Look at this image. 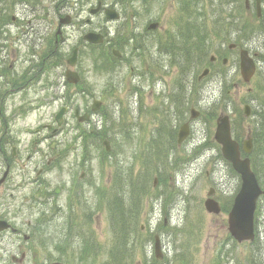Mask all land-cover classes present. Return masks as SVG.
Listing matches in <instances>:
<instances>
[{"label": "rangeland", "instance_id": "374dc122", "mask_svg": "<svg viewBox=\"0 0 264 264\" xmlns=\"http://www.w3.org/2000/svg\"><path fill=\"white\" fill-rule=\"evenodd\" d=\"M40 1L36 7H31L32 1H28L29 4H14L10 13L14 20L6 22L3 28L5 33L2 36L6 39L3 44L7 48L2 52V68L5 69L7 81L19 78L24 68L30 67L28 59H33L32 63L36 59L37 63L38 57L45 56L50 50L46 23H52V10L57 1ZM70 1L73 3V0ZM182 1L148 0L146 4L133 1L132 4L126 3L125 11L118 2L115 9L120 7L124 14L119 22H106L102 15L94 18L95 27L101 26L103 31L107 27L112 40L117 36L120 44L132 40H129L127 47L120 49L122 57L113 61L112 69L100 67L98 63L101 59L96 49L89 57L90 50L83 48L88 55L82 51L83 58L76 71L83 78L86 95L74 93V90L63 86L67 69L65 55L70 57L81 36L80 30L67 28V43L60 52L62 61L49 70L48 82L41 79L45 75L35 66L25 74V78L32 79L24 89L19 91L15 83L0 100V179L6 172L9 179L7 184L5 182L0 186V222H8L30 234L25 231L26 223L40 214L42 216L38 223L49 228H43V236L31 238L28 245L11 233L0 234L5 238V242L0 243L1 254V250L12 240L14 248L9 254L17 259L19 255L16 249L19 245L25 246L23 250L32 246L31 258L22 264H37L36 257L41 249L49 254V264L64 262L65 257L56 253L53 250L55 247L63 250L67 260L73 263L74 259L80 257L79 251L85 238L92 236L95 246L88 251L90 256L86 264H101L112 246L106 214L108 205L95 204L94 188L111 181V166L119 165V161L123 163L119 165L123 171L131 169L137 175L143 171L145 150L146 157H151L156 150L152 139L160 138L157 134L152 135L155 126L167 123L172 131L189 121L188 138L179 147L173 142L175 149L165 153L163 161L152 162L154 173L150 182L156 177L154 174H161V177L154 188L151 186L147 194L148 202H143L145 207L139 222V227H143L142 235L138 236L136 253L129 264H144L142 256L147 264H152L154 235L161 239L164 255L161 264H173L180 250L187 253L189 264H245L249 244H238L229 236L227 213L208 214L203 202L212 188L215 190V200L222 208L228 207L239 188V179L222 159L220 149L213 141V133L220 115H227L232 121L239 114L241 121L238 126L243 137L246 132L252 131L257 122L252 114L258 111L256 108L264 93L252 89L259 85V79H253L249 85L244 84L238 69L234 72L231 67L238 50L227 55L226 49L228 43L240 40L249 46L247 40L250 41L255 34L249 35L250 38L245 36L246 39H241L244 35L241 38L234 36V39H227L222 47L220 41L212 37L215 50L221 51L223 58H227L228 67L222 68L219 65L221 58L216 57L217 64L202 81L197 82L196 78L204 68L184 79L179 60L164 52V47L172 46L174 33L185 30V25L177 23ZM186 2L188 4L189 0ZM113 3L115 0H105L104 4ZM262 5L264 9V0ZM32 8L34 12L29 15L28 11ZM199 8L208 18L215 8V1L213 6L204 2ZM228 9L231 10L230 6ZM129 10L134 14L129 15ZM243 15H249L251 19L238 18L239 22L256 25L254 0H250L249 10H244ZM82 17H86V14ZM150 21L159 23V28L152 33L146 30ZM225 32L228 30H224L222 36ZM34 34L39 36L34 39ZM133 43L134 47H138L136 50H132ZM259 43L263 45L264 38H260ZM29 44L32 55L28 50ZM251 49L255 51L254 46ZM90 62L98 64L105 73L92 71ZM184 67L188 69L185 64ZM258 67L259 71L261 68L264 70V65L260 68L258 64ZM192 82H196L195 91L188 96ZM180 88L186 92L184 97L180 95ZM93 99L101 102V106L88 123L77 126L73 108L77 107L84 113ZM187 101L189 107L183 114V120L177 121L175 114ZM245 104L251 107L250 117H253L250 119L242 116ZM21 106L29 110L18 112ZM64 106L68 107V112L64 116L61 132L50 136L49 131L41 130L39 136L36 135L37 129L55 126L54 115ZM191 108L199 113L193 120H190ZM104 120L108 125L114 123L113 127H105ZM100 126V132L106 134L103 139L111 140V151L104 152L110 157L103 155V146L97 147L95 134L91 139L86 135L90 130L94 133V128L99 129ZM122 129L126 134L116 136ZM79 142L87 152L82 156L84 159L80 154ZM64 151L65 155L62 154ZM82 173L84 176L80 179ZM38 177L40 182L34 185L33 180ZM150 232L152 240L147 236ZM256 233V247L253 249L257 248L264 263V199L259 201L257 207ZM89 244L88 241L87 246ZM96 253L99 255L94 258L92 254ZM2 260H7V257L3 256Z\"/></svg>", "mask_w": 264, "mask_h": 264}, {"label": "trees", "instance_id": "16d2710c", "mask_svg": "<svg viewBox=\"0 0 264 264\" xmlns=\"http://www.w3.org/2000/svg\"><path fill=\"white\" fill-rule=\"evenodd\" d=\"M21 1L28 2L33 0H0V52H2V48L5 47V45L1 43V36L4 32L2 28L6 22L10 21V13L14 4ZM186 1H182L180 9L182 13L187 15V20L185 21L187 30L174 33L172 46L166 47L167 53L179 60L184 79L192 72L199 71V69L207 63L209 55L212 52L211 37L220 40L222 38L227 39V36L234 34V32H244L247 34L248 31H253L250 29L251 25H248V23L244 24L239 22L238 18L246 20L250 19L249 15H243L244 10L241 0H217L215 3L217 4V9L212 12V15L208 17L209 19L206 22L205 18H202L200 14H198L197 17H191V13L188 11V7L191 2L189 0L187 4ZM193 2L196 5L200 4V0H194ZM235 5H237L235 8L236 16L234 15ZM228 6H230L231 10L228 9ZM225 8H227V11L224 12L223 9ZM237 15L239 17H237ZM263 18L264 13L260 20ZM226 29L228 32H225L222 36V32ZM261 30H264V28ZM175 50L177 52H175ZM59 61L60 57L54 55L53 62L57 64ZM184 64L187 65V70L184 67ZM99 68L100 67H97V69ZM0 71L5 74L1 61ZM194 85V82H192L187 93L188 96L195 91ZM185 94V90L180 88L181 97H184ZM1 99L2 98L0 97V100ZM256 109L259 112V119L257 126L255 127L256 130L252 134L254 146L252 153V166L256 173H260L259 179L261 180L262 175L264 174V95L259 99L258 107ZM107 123L108 122L104 120V126L107 128H111L114 125V123L109 125ZM100 130L94 129V133L90 130V132H87L86 134L90 137V139L96 135L98 139V146L102 142L103 138H106L105 132L102 133ZM158 136L160 135L158 134ZM170 140L174 139L170 138ZM163 141L165 142L163 143ZM152 143L156 147V150L151 154V157H146L145 151L144 163L142 164L143 171L138 173L139 175L132 177L131 169L130 171L124 172L123 175L121 167L119 166L123 164L122 161H119V165H116L113 169V184L109 189V195L104 199L105 202H107L106 205H108L106 212L112 247H110L107 251V256L104 258L105 260L102 264H129L136 251L138 239L136 227L145 207V205H143V199L148 194V190L150 188V178L154 173L153 169H151L152 162L159 159L160 161H163L167 148L166 139L159 140L156 138V140L154 139ZM258 165L260 167V171L257 168ZM97 194H101V190H98ZM103 195L104 191L102 192V196ZM249 247V256L245 264H264L258 255L257 248L253 249L256 247V244L252 243ZM84 253L85 254L83 256L80 255V257L74 259L76 263L82 260L84 264H86L87 258L90 255L88 252ZM187 257V253L184 250H180L175 255L173 264H189ZM64 261L68 262L67 258ZM152 264L161 263L152 260Z\"/></svg>", "mask_w": 264, "mask_h": 264}, {"label": "flooded vegetation", "instance_id": "af4514ba", "mask_svg": "<svg viewBox=\"0 0 264 264\" xmlns=\"http://www.w3.org/2000/svg\"><path fill=\"white\" fill-rule=\"evenodd\" d=\"M56 1H57V3L53 6V10H52L53 21H52V23H46V27H47L46 31H47L49 40L52 41V43H53L54 51L60 52L61 48L64 47L67 43L66 29L70 28L72 30H80L79 34L81 36L78 37L76 46L71 51V54L74 50L77 51L76 67L78 66L79 62H81V60L79 59V56L81 55L82 51L88 52L87 50H85L83 48L86 47L88 50L91 51V48L88 46V44L84 40L86 33L93 32L96 34H103L106 38L108 36L109 29L107 27H105V31H103L101 26L96 28L94 25L93 19L94 18H100L101 15L103 16V13H104V10L106 7L109 9H112V10H116V12L118 13L120 18L115 22H119L122 19V17L124 16V14L120 10V7H119V9H115L116 5H118L117 3L111 4V5H105L104 4L105 0H73V3L70 0H53L54 3ZM130 4H132V3H130ZM249 7H250V5H249ZM125 10L126 9H123V11H125ZM33 12H34V9L32 8L28 11V14L31 15ZM127 12H130L129 15L134 14L133 13L134 11L129 10ZM84 14H86V17L83 18L82 15H84ZM154 22H156V21H150V22H148V25L150 23H154ZM54 25H55V30L53 31ZM257 27L258 28L255 27V31H256L255 35L251 38L249 37L250 41L247 40L248 41L247 44H249V46H247L246 43H242L240 40L239 42L228 43L226 46V49H227V55L232 54L235 50H238V54L241 50H246L248 52L249 56L254 60L255 63L259 64V66L261 68L263 65L261 63V59H262V56L264 55V44L261 45L259 43V40H260L262 34L259 33L258 31H260L262 28H264V21L259 22ZM146 30H147V32L149 31L147 29V27H146ZM27 32H28V30L25 31V33H27ZM37 36H39V35L34 34L33 35L34 39L37 38ZM241 39H246V37L243 36ZM109 40H110V42H113V43L116 41V40H112L110 37L107 38V41H109ZM224 45H225V43H222L221 47ZM252 46H254L255 51H252V49H251ZM221 55H217L215 57L218 58V56H221ZM68 58L69 57H66V55H65V62H64L65 64H66ZM3 60H4V58H3ZM208 63L209 64L207 66L210 69H212L217 64L216 58H215V60H210ZM219 65L222 68H227L228 67L227 58L221 57V62L219 63ZM231 67L234 69V72L235 71L237 72V69L239 71V57H238V55H237L235 61L231 62ZM0 85H1V87H4V83L2 80H0ZM83 87H85V86H84V83L82 80L81 85H79L78 88L74 87L73 90L75 92H80L82 95H86V94H84ZM135 92H137V91L135 90ZM73 111H74V113L77 112V110H75V109ZM190 117L193 118V116H190ZM190 120H192V119H190ZM186 123H188L189 127H190V122L186 121L185 124ZM50 132L53 133L52 130H50ZM8 181H9V179L6 178V180H5L6 184L8 183ZM38 181H39V179H37V178H35L33 180L34 183H37ZM35 206H39V205H35ZM37 214H39V212H37ZM41 216L42 215L39 214L38 218L35 217L33 220L28 221L26 223L25 231L30 232V234L24 233L18 227L12 226L8 222H7L8 227H6L5 231L0 232V234H2L4 232L5 233H11L12 235H15L17 238H20L23 241L24 245H28V242L32 241L31 238L42 237L43 236L42 233H44L45 230H49V228L46 225L42 226L38 223V221H39L38 219H40ZM4 239L5 238L0 237V243H1V241L5 242ZM39 241H41V240H39ZM12 243H13L12 240L9 241V243H7L5 245L4 249L1 250L2 254L0 253V264H5V263L6 264H22L23 262H27V260L29 258H31L30 254L32 251V246H30L29 249L23 250L25 246L19 245L16 249L17 254L19 255V259H17L16 256L9 254L14 248ZM44 250L45 249H41V253L36 257L37 264H49L48 263L49 254L47 252H45ZM3 256H6L7 260H2Z\"/></svg>", "mask_w": 264, "mask_h": 264}, {"label": "water", "instance_id": "95a60500", "mask_svg": "<svg viewBox=\"0 0 264 264\" xmlns=\"http://www.w3.org/2000/svg\"><path fill=\"white\" fill-rule=\"evenodd\" d=\"M107 19H116L117 15L112 11H106ZM257 15L259 16V7H257ZM156 25H151L149 29L155 28ZM85 40H88L91 43H100L101 37L98 35L89 34L85 36ZM75 57L73 56L67 63L69 66L74 65ZM240 71L241 76L245 82H248L254 72V65L252 61L248 58L245 51L240 52ZM205 74V72H204ZM66 78L69 82L75 83L77 77L71 72H66ZM98 106V103H95L93 110ZM65 109H61L55 116V121L58 126H60L62 121V115ZM247 114V108H246ZM87 116L79 118V121L86 120ZM187 135V126H183L179 132L180 143L185 136ZM215 142L221 147V154L225 160H227L233 170L240 176V189L236 194L232 207L228 215V231L231 237L238 243L244 241H253L254 239V228H253V215L255 211V202L257 198L264 194V191H261L254 174L250 170V162L248 159L241 160L239 158V148L236 142L232 141L230 136L229 124L227 117H222L218 119L215 133H214ZM243 150L245 153H249L251 147L249 142L243 143ZM3 179L0 181L2 183ZM205 209L209 213L218 214L219 207L213 201L207 200L205 202ZM0 225L3 223L0 222ZM155 254L156 257H160L159 247L156 243L155 245ZM58 264V263H55Z\"/></svg>", "mask_w": 264, "mask_h": 264}]
</instances>
